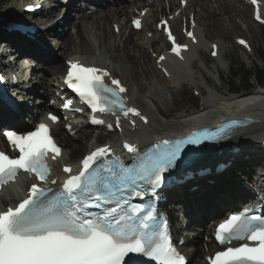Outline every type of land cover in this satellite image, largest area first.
Wrapping results in <instances>:
<instances>
[{"label": "snow or ice", "instance_id": "6c2138e0", "mask_svg": "<svg viewBox=\"0 0 264 264\" xmlns=\"http://www.w3.org/2000/svg\"><path fill=\"white\" fill-rule=\"evenodd\" d=\"M134 24L141 26L138 20ZM188 35L195 39L192 33ZM169 36L175 44L170 31ZM181 47L187 46L176 45L173 51L179 55ZM66 82L93 111L117 116L122 113L125 117L131 113L148 122L136 108L126 105L122 94L127 89L104 69L72 62ZM66 107H71V101ZM49 118L58 120L56 116ZM93 122L103 123L95 118ZM3 135L19 155L13 158L0 152V188L14 181L21 170L34 174L44 185L56 183L50 178L46 158L51 152L52 159H56L62 151L47 124L41 123L26 135L12 130ZM198 142L199 138L174 143L165 140L162 143L166 147L156 145L159 151L146 154L132 168L119 157L113 159L107 146L99 147L82 160L81 170L69 175L57 190L33 183L15 208L0 211V264H138V258L129 254L150 257L159 264H186L167 234L150 224L155 220L152 209L130 205L125 192L142 195L137 191L139 182L150 184L155 191L164 180L163 174L175 165L183 145ZM125 147L140 154L131 144ZM63 171L72 173L68 166ZM216 239L226 248L209 257L210 264H264V213L256 215L245 210L232 215L219 225ZM233 241L244 243L227 246ZM248 241L257 243L250 246Z\"/></svg>", "mask_w": 264, "mask_h": 264}, {"label": "bare ground", "instance_id": "6f19581e", "mask_svg": "<svg viewBox=\"0 0 264 264\" xmlns=\"http://www.w3.org/2000/svg\"><path fill=\"white\" fill-rule=\"evenodd\" d=\"M8 0H6L7 2ZM22 3L28 2V1H33V0H20ZM76 1L73 3V9L71 8L69 17L64 19V25L68 26V22H70L73 18H77L71 26L73 27L72 29H77V38H74L72 35H69L64 41L61 42V44L56 48L59 54L58 56L56 55L55 57H52L51 54L49 56V60L46 62L44 59V56L42 57V63L49 64L51 65L48 66L45 74H43L44 78L47 77V75L51 74L53 76H56L57 74L60 73V71L63 70V60L72 56L71 54L75 52H82V53H88V54H99L98 59L93 60V58L86 57V59L89 61H86L88 65L92 64L93 61L97 63L98 66H102L104 68H109L106 62L105 58L109 57L110 60L114 62H120V67L121 71L124 73H120L121 71H118L116 69L114 72L115 77L119 78L122 77V81L124 84L128 87L129 92L128 96L131 99V104L133 106H136L139 108L144 114L146 112H149L151 114L152 106H155L153 101L158 95H162V92L156 89V92H150L148 96H140L141 93L144 91L143 85L138 88H136V84L142 77L149 78L151 76V70L143 64V66L146 67L145 70L140 71L139 70V59L140 60H145L146 55L144 52H141V48L143 44H138L137 42H134L133 36L135 35L134 31H129L128 36L125 37V33L122 35L123 31L126 30L128 31V25L126 23V20L131 16V13L129 12L130 9L134 8H139V7H150L151 12L148 14L146 19L144 20V23H146V27L150 28L151 24H148L149 22V17L152 14V16H155V10L153 6H149L145 4V1L139 0L138 2L134 3H127L123 2L121 0H114L113 4H109L105 0H100L101 2L99 3V8L94 16L95 18L92 20L91 23H88V19L92 18L89 17L81 12L79 14L78 12V7L76 6ZM202 2V0H200ZM172 6H175V2L172 1L170 2ZM197 5V3H194ZM60 6H58L59 8ZM166 7V6H165ZM164 7V8H165ZM58 8H55L53 10V13L60 11ZM0 9L1 6H0ZM230 10V8H228ZM227 10V9H226ZM214 14V12H211ZM76 16V17H75ZM10 19L7 15L4 16V22H0V30L1 28L5 25V22H8ZM214 20L211 19L210 16L207 18H202L200 20L201 23H205V27H207V31L211 33L212 29V22ZM107 22H111L114 25H119L122 29L121 37H125V40H120V42H117L116 35L114 33H111L106 26ZM113 31V29H112ZM66 30L64 29L63 35H65ZM94 32H100V39H101V46L100 48H96L95 43L93 42L92 38L94 36ZM85 34L89 35L88 40L86 41V36ZM158 32L155 31V35H157ZM13 35L17 38L20 39H25L24 36L20 35L19 33L15 32ZM53 35V34H52ZM36 39L42 40V45H44L46 48L49 46V40L54 39L51 37V35H48L47 39H45L43 36H41L39 33L34 35ZM201 37V35H200ZM199 37V38H200ZM202 37L200 38V40ZM144 42L150 43L151 48L154 49L156 47V41L155 40H150L148 38L143 39ZM202 41V40H201ZM88 42V43H87ZM203 43V41H202ZM29 44L31 46H29ZM88 44V45H87ZM5 45V44H3ZM17 44H10L8 45L7 49L10 53L15 52ZM198 46V45H197ZM197 46L192 45L190 52L184 54V58L187 57L186 61L180 60V62H175L172 60H168V62L165 63V66L168 70V73L170 75V80L175 82L180 80L182 77H184L182 80H184L182 83H185L188 81L187 75L185 74L186 72L189 74V77L192 79V83L195 84V68L192 67L191 62L187 61L189 60L191 54L195 51ZM38 50L40 53L42 52L41 48L39 45L33 44L31 42H28V44L24 45V53L23 56L25 59H28V57L31 55L32 51ZM194 50V51H193ZM42 54V53H41ZM79 55H75L74 58L79 59ZM82 56V55H81ZM219 57V56H218ZM22 61L19 60L18 63ZM79 61H82L80 59ZM10 63V62H9ZM30 62L28 61L24 65L29 64ZM90 63V64H89ZM185 63V65H184ZM12 65H16L13 64ZM192 67V71L186 69ZM24 68H27L24 67ZM154 70V69H153ZM155 71V70H154ZM127 74V75H126ZM156 75H158L155 72ZM32 75L35 76V71H32ZM37 75V74H36ZM181 80V81H182ZM41 81L40 85H35L33 93L30 95L31 97L29 98V103L32 102V97L39 95V91H37L38 88L44 87V91L42 94L41 99H46L48 95L51 94L52 92V82L49 81L48 83ZM36 84V83H35ZM138 92V93H137ZM155 93V94H154ZM211 101L209 100L208 102V107H205L201 111L197 112L196 114L192 115H185L182 117V121H179L181 124L179 126L182 128L181 130H176L179 133L183 132L184 129H189L193 126L200 125L203 123H210L215 120H219L223 117H226L227 115H233L237 113L239 117L244 116L246 111L252 110L256 112V114L253 116L255 118L256 124L254 126H250L247 129H243L246 132H241L237 131L235 134L238 136L234 141L242 144V146L238 150L237 156H240L241 154H244L254 147L251 144H244V141H249L250 143L256 142V140L260 139L264 135V89L255 91L252 94L242 96L240 98H231V99H220L218 97H214L213 94L210 95ZM42 100H38L39 107H36V110H32L28 107H23L20 106V109L22 111V116H28L30 120H36L37 116L39 115V112L41 111L40 114L43 115L45 111H47V103L46 101L41 102ZM175 101V100H174ZM36 101L34 100V103ZM167 102V101H166ZM3 107H5L3 105ZM44 111V112H43ZM146 115V114H145ZM153 115V112L152 114ZM45 117V115H44ZM155 118V117H154ZM5 124V125H16L20 126L21 124L17 121V119L13 116L10 117L8 120L1 119L0 117V125ZM25 124V123H24ZM139 128H145L146 126L141 125V123L138 125ZM161 129L155 130V132H150L147 135H144L143 138H139L138 140H135L134 144L136 145H147L149 144L153 138L156 137H165L172 132L169 131V129L164 126L160 125ZM9 129V128H8ZM75 127L73 128V130ZM151 128L148 127L145 129V131H149ZM61 127L59 125L55 126V132L56 136L58 137L61 145L64 148V156L62 157V163L70 164L72 161L76 160L78 156L84 151V150H92L93 148L99 146V145H107L110 144L113 148L116 147L115 142L111 143L108 141V137L100 134L96 137L95 143H91L89 138L91 134L85 135V137L82 134H78L77 137L71 138L70 137V132L69 131H64L63 133L60 131ZM125 137L127 139L129 138H134L135 135L130 133L128 129L125 130ZM73 140H76V143L73 142ZM130 140V139H129ZM3 139L0 137V145L3 143ZM69 152V154L67 153ZM228 154V152H227ZM235 156V157H237ZM212 156H207L204 158V160H210ZM244 159H239V161H236L234 164V167L237 169H244L245 166L249 167L248 171V178L251 177V175L257 173L258 171H261L263 167H255L253 163L250 162H243ZM254 166V167H252ZM60 167L61 164L58 166V168H55V172L57 174H60ZM243 171V170H242ZM235 173V172H234ZM233 174V169H228L225 171L223 174L218 175L217 177L211 176L207 177L205 179H200L197 178L194 182H189L184 186H181L178 189H175L173 191H177L174 201L175 203H171L170 207L177 209L180 207L181 209L186 208L187 210L190 209L188 214H190L191 217H198L201 225H203L207 219L211 217H219L223 215L224 212H226L228 209L235 207L242 196H245V192L243 191H237V187L239 188L240 186L236 187V184L234 183V178L238 176L239 174L232 175ZM234 177V178H233ZM207 180H215V185H209L206 183ZM27 185V184H26ZM25 183L21 182L20 184L15 185L10 191H8L6 194H3L0 196V202L7 206L11 202H17L20 199V195L22 191L24 190ZM198 187V190L194 192H190V189L192 187ZM242 189V188H239ZM176 202H180L181 204H177ZM179 209V208H178ZM186 210V211H187ZM177 212V210H176ZM193 212H195V216H193ZM177 214H174V217ZM206 227V226H205ZM204 227V228H205ZM197 228L196 230H198ZM199 232L201 229L198 230ZM198 234V233H197ZM200 233L198 234V237L200 238ZM197 238V239H199ZM200 242L198 243L197 251L191 256V262L193 264H207L205 261H199L198 258L202 255H206L207 253L202 252L201 245H199ZM210 249L212 248L210 244H207ZM196 248V247H195ZM198 261V262H196Z\"/></svg>", "mask_w": 264, "mask_h": 264}, {"label": "rangeland", "instance_id": "374dc122", "mask_svg": "<svg viewBox=\"0 0 264 264\" xmlns=\"http://www.w3.org/2000/svg\"><path fill=\"white\" fill-rule=\"evenodd\" d=\"M245 0H212V1H206L198 0L197 5L193 7V10L195 11V14L197 15L198 21H199V27L201 31V35H203L204 39L208 43H219L220 44V58H218V61H214L210 59L209 51L210 49L207 47H201L199 50H197L194 54V57L197 59L196 64L194 65V68L196 69L198 78L195 77L196 80V87H194L192 84H182L184 80H182L184 77H182L178 81H171L170 79L166 78L158 69L156 66V59L154 58L155 55H157L161 48L163 47V39L161 35L154 36L152 38L153 40L157 41L156 47L154 49L151 48L150 44H147V42L139 41L140 39L143 40L142 37H144L145 33H137L134 39V42H137L138 44H143L142 48L140 49L141 52H144L146 55V62L144 60L139 59V70L143 71L146 69L145 66H147L148 69L151 71V76L149 78L142 77L136 84V88L143 85L144 91L141 93L140 96H148L150 92H156V89L162 92V95H158L155 100L153 101L155 106H152L151 114L153 112V115H151L149 112V115L151 117V127L152 131L161 129L160 125L166 126L170 132L174 133L177 132L176 130H181L182 128L179 126L181 124L179 121H182V117L185 115H192L199 110L201 111L203 108L208 107V101L211 99L210 95L213 94L214 97H220L222 99L225 98H231L233 96L229 95V87L228 82H231L230 74L232 73L231 63L233 65L238 64L241 67H244L245 70L254 68L256 65V61H258V57L256 55V51H259V53L264 48V27L256 25L251 20V11L247 7ZM25 3H22L20 0H0V6L3 12H21L22 8L25 6ZM230 8V10L228 9ZM227 9V10H226ZM79 11V10H78ZM211 12H214L212 14ZM58 12L55 13L57 16ZM79 14L81 12L79 11ZM208 16L211 17L212 20V29L211 33L207 31V27H205V23H201L200 20L202 18H207ZM76 17V16H75ZM92 18L88 19V23H91L92 20L95 18V16H90ZM153 18V17H152ZM78 20L77 18H73L70 22H68V27H65L62 29V34L64 29L66 30L65 35H63V41L69 36L72 35L74 38H77V29H74L75 34L72 33V24ZM158 19L155 18V21ZM152 21V20H151ZM151 23V22H150ZM107 29L111 32L112 31V23L107 22L106 23ZM125 33V37L128 36V32L126 30L123 31V34ZM61 34V37H62ZM143 35V36H142ZM86 41L88 40L89 35L85 34ZM125 37L122 39L125 40ZM237 37H245L247 38L254 49V54L252 56L245 53L242 49H240L235 44V39ZM137 39V40H136ZM93 42L96 45V48H100L102 42L100 39V32H94V36L92 38ZM117 42H120V39H117ZM88 43V42H87ZM88 45V44H87ZM4 47V46H2ZM158 47H160L158 50H156ZM7 51V50H6ZM56 53V52H55ZM57 54H59L57 52ZM81 54L83 58L86 59V57L95 58L98 57L99 54H88V53H82V52H75L72 53L70 57H74L75 55ZM154 54V56H153ZM206 61V63L204 62ZM105 62L108 65L112 66V69H118V71H121L120 62H114L110 60L109 57L105 58ZM219 63L220 70L218 72H211L208 68H212L214 65H217ZM145 64V66H143ZM200 64H207L208 68L199 67ZM155 71H154V70ZM207 69V71L205 70ZM210 73H209V71ZM39 71H36L35 73H38ZM155 72L158 74L156 75ZM121 74L124 73V71L120 72ZM187 79L190 80L189 74L186 72ZM127 75V74H126ZM222 78V80H221ZM55 77L49 76L45 80V82L51 81L52 83H55ZM238 79V78H237ZM236 79V80H237ZM182 80V81H181ZM254 85L255 82H253ZM197 90V92L201 93L202 98L199 99L194 95V91ZM256 90H260L258 87L255 88ZM39 96L32 97V102L28 104V106L32 110H36V107H39V104L37 106L35 105L38 103V100L41 99L44 89L38 88ZM138 93V92H137ZM155 94V93H154ZM197 98V100L195 99ZM34 100L36 101L34 103ZM175 100V101H174ZM167 101V102H166ZM200 103L199 108L197 109V106H193V102ZM201 108V109H200ZM37 112V110H36ZM41 112V111H40ZM155 117V118H154ZM82 135H88L91 134L89 138L91 143L95 141V133L92 132L89 129H83V131L80 133ZM78 135H75L73 137H77ZM87 137V136H85ZM72 138V137H71ZM119 137H114L111 135L108 139L111 142L116 141ZM113 139V141H112ZM73 142L76 143V140H73ZM86 152L87 150H84L76 160H79ZM69 154V152L67 151ZM237 171V170H236ZM239 176V175H238ZM242 178H247L246 175L240 174ZM246 181H248L246 179ZM184 210V209H181ZM190 209L188 210V212ZM210 219L207 220L203 225L210 226L209 223ZM201 227V226H200ZM199 228V227H197ZM203 230V229H202ZM199 233V231L197 230ZM208 246L204 245V248L202 251H207ZM199 261H204L203 256H200L198 259ZM198 262V261H196ZM193 264V263H191Z\"/></svg>", "mask_w": 264, "mask_h": 264}, {"label": "trees", "instance_id": "16d2710c", "mask_svg": "<svg viewBox=\"0 0 264 264\" xmlns=\"http://www.w3.org/2000/svg\"><path fill=\"white\" fill-rule=\"evenodd\" d=\"M263 57H264V54H263ZM238 73H239V71L234 72L233 75L231 76V78H232L231 79L232 82L230 83L231 90H235V91H239L240 90L236 86V77L235 76ZM252 74H255L258 83H260L261 85L264 86V74L261 71L257 70L255 72L246 71V74L245 73L243 74L244 75V80H243L244 84H243L242 88H244L246 90L250 89V87H251L250 76Z\"/></svg>", "mask_w": 264, "mask_h": 264}]
</instances>
